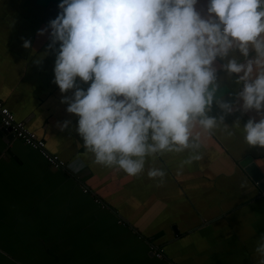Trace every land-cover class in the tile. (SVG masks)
Masks as SVG:
<instances>
[{"label":"crops","instance_id":"0c3cea01","mask_svg":"<svg viewBox=\"0 0 264 264\" xmlns=\"http://www.w3.org/2000/svg\"><path fill=\"white\" fill-rule=\"evenodd\" d=\"M61 2L0 0V99L66 162L51 167L38 150L0 135V264H258L264 192L239 162L250 155L264 173V149L248 146L243 133L261 116L238 111L225 116L227 131L223 124L211 134L197 129L202 159L191 163L192 150L155 154L135 177L96 164L76 131L79 117L61 103L75 89L61 93L53 83L56 55H44L48 34L37 35ZM195 7L207 17L208 0ZM232 54L214 64L227 101L243 87L235 82L242 73L222 68ZM254 56L250 49L248 58ZM77 83L86 91L91 81ZM221 114L214 100L209 115ZM66 120L71 124L61 131L58 122ZM152 168L166 172L163 183L148 177Z\"/></svg>","mask_w":264,"mask_h":264},{"label":"clouds","instance_id":"9594fccd","mask_svg":"<svg viewBox=\"0 0 264 264\" xmlns=\"http://www.w3.org/2000/svg\"><path fill=\"white\" fill-rule=\"evenodd\" d=\"M197 3L62 0L57 17L37 31L50 40L44 55H56L53 83L61 93L75 89L61 103L79 117L76 131L96 164L135 177L145 158L155 154L192 150L196 154L186 162L200 160L197 129L211 134L223 124L227 131L226 115L249 110L261 118L244 125V141L264 149V0H208L207 17L196 10ZM21 39L25 49L31 47L30 40ZM230 53L222 68L242 73L235 82L243 87L227 101L214 64ZM41 62V56L34 60ZM77 77L91 81L86 91ZM214 100L219 116L209 115ZM70 124L58 122L61 131ZM147 175L163 183L166 172L152 168ZM254 252L264 264V233Z\"/></svg>","mask_w":264,"mask_h":264},{"label":"built area","instance_id":"2783aa9c","mask_svg":"<svg viewBox=\"0 0 264 264\" xmlns=\"http://www.w3.org/2000/svg\"><path fill=\"white\" fill-rule=\"evenodd\" d=\"M0 123L1 126L12 132L13 136L22 140L26 145L36 149L54 168H65L66 162L57 154L51 153L46 149L45 141L35 131L27 127L26 123L17 119L12 109L0 99ZM156 257H161V249H153Z\"/></svg>","mask_w":264,"mask_h":264},{"label":"water","instance_id":"95a60500","mask_svg":"<svg viewBox=\"0 0 264 264\" xmlns=\"http://www.w3.org/2000/svg\"><path fill=\"white\" fill-rule=\"evenodd\" d=\"M7 134H9V136L13 135L12 132H10L8 129L1 126L0 135L4 138V136ZM239 164L244 168L245 172L251 177L254 183H256L259 190L264 192V173L261 171L257 163L254 161L253 157L250 155L245 156L239 162ZM135 232L138 233L137 231ZM151 253L153 254L154 252L151 251Z\"/></svg>","mask_w":264,"mask_h":264}]
</instances>
